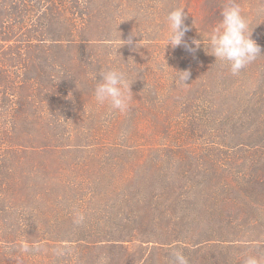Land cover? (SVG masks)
Returning <instances> with one entry per match:
<instances>
[{"label":"trees","instance_id":"obj_1","mask_svg":"<svg viewBox=\"0 0 264 264\" xmlns=\"http://www.w3.org/2000/svg\"><path fill=\"white\" fill-rule=\"evenodd\" d=\"M168 1L187 14L194 3L201 25L217 19L224 4L0 0V245L53 243L73 252L70 264H173L176 250L190 264H241L236 255L257 241L247 235L258 231L259 212L264 211V82L237 115L248 125L228 126L234 116L224 110L244 90L237 88L238 78L261 65L257 59L233 76L225 62L211 55L210 77L196 98L210 100L205 115L195 118L201 129H165L168 143L158 157L138 154L137 145L117 141L103 144L112 150L104 159L54 158L42 150L59 151L76 139L85 141L88 132L27 124L26 119L37 116L39 83L34 79L40 77L38 63L43 61L34 50L49 44L54 53L50 100L60 111L59 98H66L79 78L69 65H84V60H94L86 53L126 40L128 22L162 23ZM258 45L264 49V43ZM199 135L211 140V149L201 148L191 157L185 148ZM107 191L117 194L116 203L95 206L94 199ZM86 200L94 207L83 210ZM97 212L115 223L94 221ZM78 215L84 217L81 223L75 222Z\"/></svg>","mask_w":264,"mask_h":264},{"label":"rangeland","instance_id":"obj_2","mask_svg":"<svg viewBox=\"0 0 264 264\" xmlns=\"http://www.w3.org/2000/svg\"><path fill=\"white\" fill-rule=\"evenodd\" d=\"M238 2L249 21V31L253 32L252 38L257 43H264V0H238ZM193 4L188 9L185 21L191 28L186 33L185 40L189 44L194 38L201 40L202 44L198 51L195 53L186 51L183 45L176 49L167 46L169 31L166 21L167 14L173 8L181 7L168 1L166 3L168 11L164 15L162 23L144 24L133 20L123 27L124 36L127 38L125 40L123 37L124 41L131 37L132 44H124V41L121 40L119 44L111 45V47L86 53L85 55H89L94 60H84V65L75 63L69 65V69L79 78L74 83L73 91L66 94V98H59L60 111L56 110V105L50 100L52 95L50 81L54 74L52 69L54 53L49 44L41 45L38 50H34L33 52H39L43 61L41 64L38 63L40 77L34 79L39 83V89L34 93L38 98L37 116L33 119H26L27 124L44 129L65 127L70 130L88 132L83 139L85 141L76 139L71 142V145L59 148V151H54L52 148L42 151L54 158L62 156L68 160L74 158L100 160L104 159L107 151H112L103 144L107 145L118 141L137 145L136 153H144L145 156L153 158L158 157L162 153L163 145L168 143L164 141L166 136L163 131L165 129H201V124L197 123L195 118L202 117L210 100L204 95H201L198 100L196 98L200 92L201 84L210 77L208 64L211 55L208 38L212 27L221 17L213 19V22L206 21L201 25L195 16ZM133 33L137 35L134 36ZM139 41L141 47L137 49L136 44ZM262 54H264V49H262ZM257 61L261 64L260 66L238 78L237 83L241 86H237V88L242 87L244 90L236 92L237 94L224 104L227 106L224 109L227 115L230 110L234 116L232 121L230 118L228 119V126L248 125L241 121L237 115L248 108L247 103L245 106L246 97L250 96L256 87L264 82V55L258 56ZM85 63H89V65L85 66ZM83 66L85 68H82ZM110 68H120L126 71L130 81L133 82L131 88L133 100L129 111L125 114L110 112L108 105H98L94 100V88L98 82L99 72L101 69L108 70ZM177 71L190 73L189 79L186 81L187 84H177ZM262 109L264 110V108ZM193 112L200 114L195 115ZM258 124L259 122L251 123V125ZM260 125L264 126V122H260ZM118 132H123V135L116 136ZM200 135L199 140L190 141L193 143L188 144L185 148L191 153V157L198 156L201 148L211 149V140L201 139ZM75 144H80V146H75ZM197 144L201 145L193 146ZM195 152L196 154L192 155ZM182 160V164H184L185 158ZM194 160L191 158V161ZM116 201L117 194L114 191L105 192L100 200L99 198L94 199L95 206L109 207ZM93 207L90 200H86L83 210ZM259 215L262 224L258 226V231L247 235L257 241L236 255L241 264L248 255L258 256L264 264V245H261L264 244V211H260ZM98 219L101 224L115 223L113 217H104L100 212L96 213L93 220L98 221ZM25 248L28 251H25ZM71 253L53 243L24 245L21 248L0 245V264H70V260L74 263L76 258H72ZM78 258H82L81 253Z\"/></svg>","mask_w":264,"mask_h":264},{"label":"clouds","instance_id":"obj_3","mask_svg":"<svg viewBox=\"0 0 264 264\" xmlns=\"http://www.w3.org/2000/svg\"><path fill=\"white\" fill-rule=\"evenodd\" d=\"M220 17L209 34L210 55H213L216 61L225 62L231 74L237 76L258 56L264 54H262L261 46L252 38L253 32L249 31V21L238 0H224L220 9ZM186 19L185 8L175 7L168 12L166 17L169 29L167 46L176 49L183 45L186 51L195 53L200 49L202 43L201 40L195 38L191 44L185 40L186 33L191 30L190 26L185 23ZM133 35L137 34L133 33ZM132 43L131 37L124 41V44ZM139 47H141L140 41L136 44V48L139 49ZM177 72V84H187L186 81L189 79L190 73L188 71ZM98 77L94 88L95 102L98 105H108L110 112L127 113L133 100L131 95L133 82L130 81L129 74L120 68H110L108 70L101 69ZM83 219L82 215H78L75 222L81 223ZM24 250L28 251L27 248ZM173 255V264H190L189 259L182 251L176 250ZM103 259L101 257V261ZM243 264H262V262L258 256L248 255L243 260Z\"/></svg>","mask_w":264,"mask_h":264}]
</instances>
